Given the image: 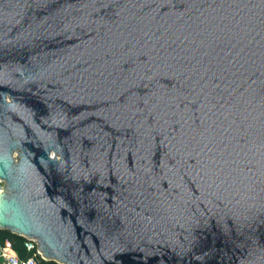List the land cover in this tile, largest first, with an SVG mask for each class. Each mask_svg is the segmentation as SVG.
Returning a JSON list of instances; mask_svg holds the SVG:
<instances>
[{
	"label": "water",
	"instance_id": "obj_1",
	"mask_svg": "<svg viewBox=\"0 0 264 264\" xmlns=\"http://www.w3.org/2000/svg\"><path fill=\"white\" fill-rule=\"evenodd\" d=\"M0 229L57 264H264V0H0Z\"/></svg>",
	"mask_w": 264,
	"mask_h": 264
},
{
	"label": "built area",
	"instance_id": "obj_2",
	"mask_svg": "<svg viewBox=\"0 0 264 264\" xmlns=\"http://www.w3.org/2000/svg\"><path fill=\"white\" fill-rule=\"evenodd\" d=\"M5 187L4 181L0 180V193ZM26 250L33 252L28 259H21L11 248L0 247V264H41V254L35 240H27L24 243Z\"/></svg>",
	"mask_w": 264,
	"mask_h": 264
},
{
	"label": "trees",
	"instance_id": "obj_3",
	"mask_svg": "<svg viewBox=\"0 0 264 264\" xmlns=\"http://www.w3.org/2000/svg\"><path fill=\"white\" fill-rule=\"evenodd\" d=\"M26 239L15 235L7 230L0 229V247L1 248H11L13 251L17 253L19 258L21 259H28L32 256L31 251L26 250L24 243ZM41 264H57L55 262H44L40 260Z\"/></svg>",
	"mask_w": 264,
	"mask_h": 264
}]
</instances>
